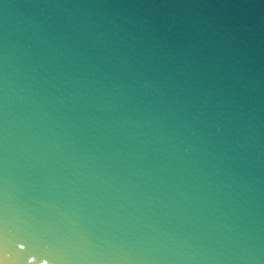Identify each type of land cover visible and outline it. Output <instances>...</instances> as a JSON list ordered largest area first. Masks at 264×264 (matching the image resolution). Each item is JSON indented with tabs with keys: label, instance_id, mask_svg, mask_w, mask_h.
Returning <instances> with one entry per match:
<instances>
[{
	"label": "water",
	"instance_id": "water-1",
	"mask_svg": "<svg viewBox=\"0 0 264 264\" xmlns=\"http://www.w3.org/2000/svg\"><path fill=\"white\" fill-rule=\"evenodd\" d=\"M22 237L264 264V0H0V264Z\"/></svg>",
	"mask_w": 264,
	"mask_h": 264
},
{
	"label": "snow or ice",
	"instance_id": "snow-or-ice-1",
	"mask_svg": "<svg viewBox=\"0 0 264 264\" xmlns=\"http://www.w3.org/2000/svg\"><path fill=\"white\" fill-rule=\"evenodd\" d=\"M21 240L23 243H21V247H25L26 245H30V240L26 237L20 238V240L17 241V243H20ZM64 241L71 249H76L81 244L88 242L86 238L83 236L82 233L71 230L64 235ZM51 249H45V248H37L35 251L30 250L29 247H25V253L21 254L23 261L27 262V258L29 256L38 259L39 261H42L43 264H48L49 258L52 256Z\"/></svg>",
	"mask_w": 264,
	"mask_h": 264
}]
</instances>
